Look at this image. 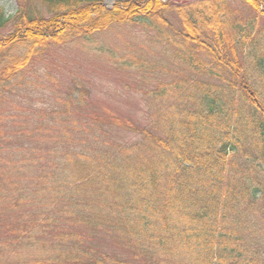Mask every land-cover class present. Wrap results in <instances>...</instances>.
<instances>
[{"label": "trees", "instance_id": "trees-1", "mask_svg": "<svg viewBox=\"0 0 264 264\" xmlns=\"http://www.w3.org/2000/svg\"><path fill=\"white\" fill-rule=\"evenodd\" d=\"M41 1L48 19L0 8V30L14 27L0 36V264H264V34L244 37L226 0ZM243 1L252 29L264 0ZM170 10L183 25L173 35ZM137 24L152 29L149 52L83 49L122 54L113 62L143 83L166 76L165 63L183 73L139 94L140 117L102 111L87 82L62 91L30 67L53 47ZM163 43L172 54L153 55ZM32 83L63 93L42 107L18 99L41 91Z\"/></svg>", "mask_w": 264, "mask_h": 264}, {"label": "rangeland", "instance_id": "rangeland-1", "mask_svg": "<svg viewBox=\"0 0 264 264\" xmlns=\"http://www.w3.org/2000/svg\"><path fill=\"white\" fill-rule=\"evenodd\" d=\"M102 5L105 6L108 10H113L118 2H124V0H101ZM136 3L143 4L146 6L151 1L156 0H133ZM163 6L172 4L174 6H184L189 3H196L200 0H158ZM27 5L28 8L37 16L48 19L50 14L48 12L47 6L41 0H0V8L4 11L5 15L8 17H15V15ZM226 6L229 7L230 12L229 16L232 17V20L237 24L239 30L243 36H248L252 34L251 37L260 38L263 37L264 31V21H257L255 26L251 24L254 23L256 17L249 9L243 0H226ZM165 18L168 20L169 25L173 26L164 27L167 35L174 34V31L179 30L183 27L182 19L178 16L175 10H170L166 13ZM133 29H132V28ZM13 22L10 21L6 25V28L0 30V36H6L11 33L13 30ZM149 29L144 31L143 25L137 24L136 26H125V27H114L110 28L107 32L97 34L91 38L90 42H85L79 40V43L72 44L73 42H68L61 47H53L50 49V53L44 58V60L33 64L30 67H38L41 69L42 74L44 75L45 84H52L54 78L60 79L63 83L61 87L62 91L65 90L70 84L73 83L74 79L87 82L88 86L92 88L90 91V97L93 100L95 107L99 109L106 110L107 108L112 109L116 113L129 118V117H140L145 113L148 108L145 102L142 100V97L139 96L145 90L153 89L162 85H173L174 83L179 82L183 79V73L176 74V71L173 68H170L166 63L164 64L163 70L166 76H158L153 78L149 83H143L144 79L141 78L140 73H137L135 70H124L122 69L115 61H118V64L124 62V57L122 54H126L128 48L133 47H143V52H149L150 43L154 45V34ZM148 34V35H147ZM164 37V36H163ZM264 40V37H263ZM262 40V42H263ZM88 43V44H87ZM256 43L253 42L252 45ZM75 45V46H74ZM87 45V46H86ZM151 45V53L153 55L158 54V50L168 51L169 43L161 44L160 47H154ZM250 44H245V47H254ZM98 47L103 49L106 53H121L120 57H111L104 53L97 54H86L85 51H89L83 48ZM244 47V48H245ZM97 49V48H96ZM85 50V51H84ZM91 52V51H89ZM150 53V54H151ZM172 54L168 51L165 55ZM138 56H141L140 54ZM149 56V55H148ZM127 58V57H126ZM169 62V61H168ZM29 68V67H28ZM47 72V74H46ZM29 78L33 79V74H30ZM162 81V82H161ZM21 82L20 78L15 81L16 84ZM44 83V81H41ZM192 83V82H190ZM31 87L37 88L41 91L33 90L34 96L20 95L18 99L23 98L28 102L35 101L39 107L42 105L49 106L52 104L54 99L58 97L59 94L63 92L56 93L55 95L47 87L39 88L33 83ZM59 88V90L61 91ZM131 136H127V139H130Z\"/></svg>", "mask_w": 264, "mask_h": 264}]
</instances>
